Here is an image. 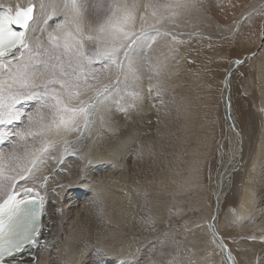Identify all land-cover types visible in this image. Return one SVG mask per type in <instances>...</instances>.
<instances>
[{
  "label": "rangeland",
  "instance_id": "1",
  "mask_svg": "<svg viewBox=\"0 0 264 264\" xmlns=\"http://www.w3.org/2000/svg\"><path fill=\"white\" fill-rule=\"evenodd\" d=\"M95 2L96 0H89V17L94 16L92 4ZM133 2L138 5L137 17H139L140 13H150L152 10L150 8L146 10L145 4L163 3L164 0H128L129 4ZM0 6L7 8L2 0ZM8 7L13 8L12 5ZM160 14L167 15L164 9L158 10V15ZM53 21L57 20L53 19ZM148 23H154V20L149 18ZM89 25L92 26L86 20L85 26ZM139 28L138 18L136 30ZM165 30L175 34L177 40L173 41L172 35L161 34L156 37L151 49L147 45L144 48L145 58L158 66L160 72L156 75L157 77H150L147 72H144L141 81H137V89L143 93L145 99L143 101H147L142 105L145 107L142 118L147 120L138 121L139 135L133 139V144L128 146L132 150L133 146L136 147V143L141 146L140 142L145 141L144 138L152 141L150 144V153L154 160L152 167L157 164V168L151 167L152 170L150 168L145 173L144 181L137 180L140 184L134 181L135 195L141 199L139 203L142 202L140 204L135 202L134 205L140 210H145L144 205H147L155 206L162 211L159 214L155 210L150 217L143 212L130 215L131 220L135 215L134 220L139 219L140 224L143 223V229L138 228L137 231L131 232L129 237H140L144 231L153 232L150 233L151 236H147V239H145L146 236L142 237L140 244L138 243L141 247L137 245L131 252L136 253L137 248L141 249L137 256L140 264H143L144 259L146 262L154 251H163L165 261L173 257L179 261L189 257L200 261L202 257H208L204 264H228L211 232V222H213L235 264H264V167H262L264 163V139L262 138L264 132V38H262L264 0H198L195 7L182 9L180 15L173 21L165 22L162 32ZM230 64H233L231 71ZM94 66L99 68V65ZM228 72V105L236 124L239 125L238 130L240 129L242 137H245L243 139L245 142L242 141L233 166L227 178L223 180L217 208L215 196L217 180L218 182L220 180L218 171L221 163L234 154L233 140L230 137L223 140L225 138V107L222 94ZM105 74L107 75V71ZM110 79H115V72L111 73ZM104 82L107 83L109 80ZM156 84L160 85L159 97L156 96V90L151 93L148 91V86ZM118 101L119 105L123 106L127 98L118 97ZM31 106L33 108H30ZM35 106L33 102H29L25 110H34ZM116 114L115 121L120 126L115 124L116 130L119 129L118 133L110 131L98 122L93 136L96 137L101 130H106L105 133L108 135L110 132L111 135H121L123 133L121 130H124L127 123L128 131L132 132L128 115L125 116L118 110ZM160 120L164 125H161ZM249 120L251 124L248 123ZM144 123L149 124L150 128L148 125L144 126ZM173 124L176 125L173 126ZM20 125L17 123L16 128L23 127ZM144 127L147 128L144 129ZM253 127L257 129L256 132ZM142 132L143 135H141ZM13 139L16 138L13 137ZM9 146L11 147L12 144L5 143L4 152L9 150ZM104 146V144L101 146L103 154L113 155L110 144ZM67 156L70 158L71 155H66L64 158ZM162 157L164 158L161 159ZM60 164L61 161L58 162V165ZM109 165H102L106 168L102 167L97 171L98 173L92 172L88 177L92 180H88L87 183L89 182L88 184L92 186L95 184L97 188L96 182L100 181L98 177L104 179L107 173L113 172V170L107 171L110 169ZM256 173L261 179L255 176ZM52 175L53 173L47 178L52 179ZM44 181L45 179L42 183ZM55 182L60 183L58 177ZM36 184L32 177L24 183L30 188H34ZM53 185L54 183L50 186ZM26 186L24 190L28 188ZM92 186L84 188L83 192L78 190L76 196L70 195L74 203L65 202L64 206L68 210L69 207L71 209L74 207L71 210L74 211L83 201H88L86 196H90L89 199L95 197L100 187L93 189ZM50 191L54 193V189L51 188ZM160 200H170L169 208L160 204ZM215 207L217 208L216 216L213 215ZM145 212L150 214L149 211L145 210ZM237 216L240 218L237 219ZM147 219L151 222L145 223ZM158 223L161 226L158 227L160 233L157 229L155 230V225ZM161 224L164 226L162 227ZM165 233L168 234L169 241L179 242V252L172 246L160 248L158 236L161 240ZM146 241L150 247L146 245ZM95 242L96 240L94 244ZM94 244L92 243L93 246L89 247L87 252L95 249ZM78 245H89V241L78 242L76 246ZM95 254L91 264H118V258L107 260L104 254ZM64 261L67 263L69 260L64 259ZM52 264H59L56 257L52 259Z\"/></svg>",
  "mask_w": 264,
  "mask_h": 264
},
{
  "label": "snow or ice",
  "instance_id": "2",
  "mask_svg": "<svg viewBox=\"0 0 264 264\" xmlns=\"http://www.w3.org/2000/svg\"><path fill=\"white\" fill-rule=\"evenodd\" d=\"M197 3L198 0H164L145 4L144 8L152 9L151 12L137 17L135 2L118 0L105 6L103 0H96L92 4L97 17L95 27L84 24L89 0H27L26 6L18 2L14 9L0 6V192L7 195L0 204V264H23L25 253L35 260L31 249L41 244L46 198L17 202V181L32 177L53 159L58 147L56 137H61L59 144L63 147L55 158L63 162L71 154L86 162L75 173L74 182L58 187L70 189L73 183L90 187L88 170L103 161L82 154L84 142L90 138L84 136V130L90 131L98 111L110 112L112 103L125 116L138 107L144 96L137 89V81L144 72L150 77L160 72L145 58V46L151 49L161 34L172 35L176 41L175 34L162 32L165 22L173 21L180 10ZM159 9L167 15H158ZM53 18L58 22L49 31ZM138 18L140 28L136 30ZM149 18L154 23H148ZM112 69L115 79H110ZM159 88V84L150 85L148 91L156 90L159 97ZM117 97L127 98V102L120 106ZM29 102L36 105L32 111L25 110ZM17 123L23 127L16 128ZM102 124L116 131L110 117L102 118ZM75 132L80 135L74 140L62 136ZM5 143H11L12 150L4 152ZM54 211L59 214L63 208ZM167 237L165 233L158 241L160 248L172 246L179 252V242H170ZM140 252L137 248L136 253L119 259L118 264H140ZM207 259L196 261L189 257L179 261L173 257L165 261L163 251H154L145 264H204Z\"/></svg>",
  "mask_w": 264,
  "mask_h": 264
},
{
  "label": "bare ground",
  "instance_id": "3",
  "mask_svg": "<svg viewBox=\"0 0 264 264\" xmlns=\"http://www.w3.org/2000/svg\"><path fill=\"white\" fill-rule=\"evenodd\" d=\"M2 1H4V3H6L7 7L12 5L13 8H15V5L18 2L22 3L25 6L27 4V0H2ZM114 2H116V0H103V3L105 6H107V4H109V3H114ZM88 12L89 11H87V13H86V16L84 19V24L86 25V20H88L89 23L93 27H95L97 24V17H96V15H94L93 17H91V16L89 17ZM90 12H91V10H90ZM103 14H104L103 10H101L100 16H103ZM62 18L63 17H61V19ZM53 19H55V18H53ZM53 19L49 21V23L51 25V27H49V31H51L52 27L55 26V23L58 22V20L56 22H54ZM45 39H46V36H45ZM232 67H233V64H230V69ZM112 72L114 73L115 70L112 69L111 73ZM261 73H262V71H261ZM143 78H144V76H143ZM228 83L229 82H225V84H224V86H226L227 88H228ZM147 85H148V83H147ZM148 88H149V86H148ZM227 88L223 92L224 94H222V96H223L222 98L224 101L223 105L225 107V134H224L225 138L223 140H226L227 137H230L233 140L234 154L231 155V158L230 157L228 159L226 158L225 161L223 163H221L220 170L218 171V174H219L218 179H220V180H219V182L217 180V193L215 196L217 208H218V204H219L218 203V198L220 195L219 191L222 190L221 187L223 185L222 184L223 180H224V178H227L226 176L228 175L230 168H232L233 161L235 160L236 155L239 152L240 146H242V141H244L243 139L245 138V137L244 138L242 137L241 132L239 131L240 129L238 130L239 125L236 124L235 119H234V115L231 113L230 108L226 107V98H227V102L229 104L228 89ZM88 95H91V93H89ZM81 98L87 99V97H81ZM116 99L118 100V97ZM144 101H145V99H144ZM144 101L142 100V102L139 103L138 107L135 108V110H132L130 115H128V119L131 120L129 125H130V130L132 132L128 131V123H127V125L123 128L124 130H121V131H123V133L121 134L119 132V134H121V135H118V136H115L116 134L111 135V132L108 135L107 133H105L106 130H104V131L101 130L98 132V135L96 137L93 136L94 130L96 128V123L99 122V124L101 123V125H103L105 128H107L106 125L102 124V118L107 120L110 117L112 122L114 124H116L117 121H115V118L117 115L116 113H117V107H118L116 103H112L109 105V107L111 109L110 112L98 111L94 117L95 123H94V125L91 126L90 131L84 130V136L90 137V138L85 140L82 154H84L88 158L93 159L94 161H103V163H95L93 166H91L88 170L89 175L92 172L98 173L97 171L100 170L102 167H104V166H102L104 164H105V166L107 164L108 165L110 164L109 165L110 169H108L107 171L111 172L110 170H113V172L107 173V174L104 172L107 176L104 179H101L98 177V180L100 179V181L96 182V187L97 188L100 187V188L98 189L99 191H97L98 192L96 194L97 196L95 195V197L93 196V198L91 197V199H89L90 196L89 197L86 196L87 197L86 201L88 200L87 201L88 203L83 201V203H81L78 206V209H75L74 211H71L74 207L72 209H71V207H69V210H68L66 208V206H64V203L65 202L74 203L73 200L70 199V195L73 196V194H74L76 196L78 190L80 192H83L84 188H87V187L84 186L83 184L76 185L75 183H73V186L70 189H61L58 186L59 185H67V184H69L70 181L74 182L75 181V173L77 172L79 167H81L82 164L85 163L86 161L82 162L79 159H77V157L69 154V155H71L70 158H68V156H67V158H64L63 162H61V164L58 165V162L60 163V160L56 159L55 156L57 154L60 155V151L62 150L63 146L59 144L61 137H56V140L58 141V147H57V151H56L57 153L55 152L52 154L54 158L51 159V161L49 160L47 162V164L45 166H43L39 172L35 173L32 176V178H34V181L37 182L36 186L34 188H32L34 191L37 192V195L25 192L24 196L19 197L22 194H19V196H17V202H19L20 200H23L24 198H28V197L36 198L37 201H39L40 197H45L46 198L45 206L47 209L46 213L41 217V220H42V223L44 226L42 235L40 237L41 244L39 245V247L31 249V252H32L33 256L35 257V260H33L32 256L25 253L23 256V264H52V259L54 257H56L58 259L59 264H91L93 258L96 256L95 253H98L99 255L104 254V256H105L104 258H106L107 260H111L113 258L122 259V258L127 257L129 254H131L132 253L131 251L136 249L134 247L135 246L137 247V245L140 244V240L142 237L146 236L145 239H147V236L150 235V233H153L151 230H149V231H144L143 235L140 237H137V236L129 237L131 232L137 231L138 228H141V230L143 229V223L141 225L139 219L134 220V216L138 212H143L146 216L150 217V215L154 214L155 210L159 214H161V211H162V209H157L155 206L154 207L153 206L148 207L147 205L146 206L144 205L145 210L150 212V214H147L144 209L140 210L139 207L135 208V205H134L135 202L137 204L142 203V202L139 203L140 198L138 199L135 195L136 191H134V188H135L134 181H136L139 184H140V182H138L139 180L144 181L145 173L148 172L149 169L154 164L153 157L151 156V153H150V144L152 143L151 140L149 141L146 138H144L145 139V141H143L144 143L140 142L141 146L139 144L137 145V143H136V147L133 146L134 148L132 147V150H130L128 148V146L133 144L132 143L133 139L137 138L139 135L138 132H140V131L137 132L138 121H141L143 119L142 117L144 115L143 111H144L145 107L142 105H143ZM146 102H144V103H146ZM32 106L30 108H33ZM149 106H148V109L150 108ZM162 108L167 109L166 107H162ZM146 112H147V110H146ZM169 112H171V111H169ZM174 113L175 112H173V114ZM167 115L168 114H166V116ZM119 116L120 115H118V117ZM173 116H172V118H173ZM169 117H170V115H169ZM151 118H153V117H151ZM116 120H117V118H116ZM143 120H147V119H143ZM243 120H245V119H243ZM160 123H161V125H164L162 123V121ZM244 123H245V121H244ZM248 123L251 124V121L249 120ZM248 123H247V125H248ZM147 125L149 126V124H147V123L144 126H147ZM175 125L173 124V126H175ZM97 126H99V125H97ZM117 126L120 127L119 124ZM160 127H162V126H160ZM146 128L144 127V129H146ZM149 128H150V126H149ZM160 129H162V128H160ZM253 129H254V127H253ZM118 130H116L117 133H118ZM254 130L256 132L257 129H254ZM143 132L141 133V135H143ZM146 132L148 133V131H146ZM248 132H249V129H248ZM257 133H258V131H257ZM253 134L256 135L255 133H253ZM78 135H80L79 132L62 134L63 138H66L68 140H74ZM170 136H171V134H170ZM170 136H168V137L170 138ZM146 137H147V135H146ZM262 138L264 139V132L262 134ZM89 139H90V142H88ZM135 141L136 140H134V142ZM137 141H138V139H137ZM240 141H241V143H240ZM28 142L32 143L31 140H29ZM103 144L105 146H106V144H110L111 147L110 146L109 147L112 148L113 155L109 154V153H108L109 155L106 153L103 154V152H102L103 150H101V148H102L101 146H103ZM4 146H5V144L3 145V151L6 150V149H4L5 148ZM12 147H13V145L9 148L8 151L12 150ZM71 151H72V149L69 148V153H71ZM109 152H110V150H109ZM89 153H90V156H89ZM59 155H57V157ZM163 158L164 157H162L161 159H163ZM263 159H264V157H263ZM263 162H264V160H263ZM263 165H264V163H263ZM263 165H262V167H264ZM105 168L106 167H104V169ZM152 168L156 169L157 164H155ZM152 168H151V170H152ZM250 168L251 167H249V169ZM262 169H260V170H262ZM257 170L259 171V169H257ZM52 173H53V175H52L53 178L52 179L47 178V180H45L44 183H42V180H44L45 177H47L48 175H50ZM101 173H103V171H101ZM99 175H100V173H99ZM255 176L257 178L259 177V175L257 173L255 174ZM56 177H58V179L60 180L59 184H56V182H55ZM29 178L17 181V187L15 188V193H19L20 190H22L26 186V185H24V183L27 182ZM94 179H95V177H94ZM94 179H93V182L95 181ZM258 179H261V178H258ZM88 180L91 181L92 179L88 178ZM53 183H54V185L51 187L50 185ZM41 185H43V187H41ZM91 186H92V184H91ZM26 187H28V186H26ZM92 187L94 189L95 184H93ZM51 188L54 189V191H53L54 193H52L50 191ZM97 188H95V189H97ZM93 189H91V190L93 191ZM245 195H246V191H245ZM260 195H262V194H260ZM6 196L7 195L4 192H0V202L4 198H6ZM97 201H98V203H97ZM159 203L168 207L171 202H170V200H160ZM84 205L86 207H84ZM82 206L84 207L83 209L80 208ZM137 206H139V205H137ZM60 207L63 208V212L57 214L54 211V209L60 208ZM146 208L147 209L151 208V209L147 210ZM217 208L215 207V211L213 212L214 216H216V214H217L216 213ZM135 211H136V213H135ZM131 214H135L132 217L133 220L130 219ZM253 216L255 217L256 215H253ZM69 218H70V220L68 221ZM150 222H151V220L147 219L145 223H150ZM163 223L165 224V222H163ZM164 224L163 225L161 224L162 227L164 226ZM113 225H114V227H112ZM159 226H160L159 223L156 224L155 230L157 229L158 232L160 233L161 231L158 229ZM164 228H167V227H164ZM211 230L214 231L216 234H218L215 224L213 225V228H211ZM158 232L156 234H158ZM162 233H163V231H162ZM158 239L160 240L159 236H158ZM94 240H96L95 244H94ZM81 241H89V245H86V246L78 245V246H76L77 243L81 242ZM141 242H144V241H141ZM92 243L95 245L94 246L95 249L87 252L88 248L93 246ZM147 243L148 242L146 241V245H147ZM97 244H99V245H97ZM141 245H145V244L141 243ZM149 247H150V245H149ZM97 249H100L101 251L97 252L96 251ZM86 253H88V255ZM148 253H149V250H148ZM223 255H225V254L223 253ZM229 255H230V252H229ZM64 259H67L69 261L66 263L64 261ZM231 259H232V257H231ZM144 262H145V259H144ZM144 262H143V264H144ZM99 263H100V261H99ZM233 263H234V261H233Z\"/></svg>",
  "mask_w": 264,
  "mask_h": 264
},
{
  "label": "water",
  "instance_id": "4",
  "mask_svg": "<svg viewBox=\"0 0 264 264\" xmlns=\"http://www.w3.org/2000/svg\"><path fill=\"white\" fill-rule=\"evenodd\" d=\"M236 63H237V62H236ZM236 63H235V64H236ZM230 71H231V69H230ZM228 76H229V72H228V74H227V78H226L225 82H228ZM226 88H227V87L224 86V91L226 90ZM227 89H228V88H227ZM223 94H224V93H223ZM226 107H227V108L229 107L228 102H227V98H226ZM211 220H212V221L214 220V216L212 217ZM213 225H214V223L211 222V228H213ZM211 232H212V234L215 233V232L212 231V230H211ZM213 237L215 238V240L217 241V243L220 245L221 250H222V253L225 254L224 257H225L226 261L228 262V264H234V263H233V260L230 258V255H229V252H228V248H227V246L225 245V243L222 241L221 237H220L218 234H216V233H215V235H213ZM222 246H223V247H222Z\"/></svg>",
  "mask_w": 264,
  "mask_h": 264
}]
</instances>
